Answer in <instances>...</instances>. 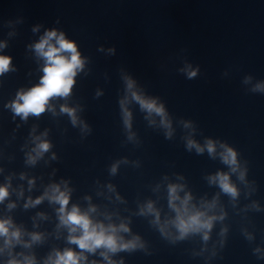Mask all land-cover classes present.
I'll return each mask as SVG.
<instances>
[{
	"label": "water",
	"instance_id": "water-1",
	"mask_svg": "<svg viewBox=\"0 0 264 264\" xmlns=\"http://www.w3.org/2000/svg\"><path fill=\"white\" fill-rule=\"evenodd\" d=\"M51 30L75 42L83 68L69 96L24 119L10 105L40 83L45 60L34 45ZM10 58L0 107V187L8 190L0 220L20 230L21 242L5 247L0 237V264L25 257L46 264L65 249L82 253L80 264H264V92L253 91L264 83V0H22ZM133 92L163 105L170 129ZM62 106L75 110V125ZM189 140L204 151L189 149ZM42 141L51 147L29 163ZM222 145L237 153V171L223 162ZM217 173L229 175L235 198L210 180ZM54 184L69 190L68 210L78 206L94 223L114 226L119 243L136 246L89 252L70 243L79 231L61 225L60 205L44 195ZM171 185L180 186L173 203L185 219L216 217L210 230L181 238Z\"/></svg>",
	"mask_w": 264,
	"mask_h": 264
},
{
	"label": "clouds",
	"instance_id": "clouds-1",
	"mask_svg": "<svg viewBox=\"0 0 264 264\" xmlns=\"http://www.w3.org/2000/svg\"><path fill=\"white\" fill-rule=\"evenodd\" d=\"M54 41V42H53ZM36 53L43 57L45 65L43 67L44 75L40 79V83L27 91H21L17 94V99L10 107L16 115L22 116L27 119L29 114L39 116L49 107V102L55 97H67L69 96L72 86L74 84V78L78 71L83 68L84 61L81 59L80 53L77 50L75 42L67 40L65 35L57 33L55 30L47 31L45 35L40 39L38 43L34 45ZM11 58L7 56H0V74H3L10 69ZM197 75L196 70L187 72L189 79L194 78ZM247 82V81H246ZM129 89L134 86V81L130 78L127 80ZM253 91L264 92V83H258ZM133 98L137 100L141 108L146 110L149 114L156 113L162 117V123L166 128L171 127L170 122L165 118V110L163 105H157L155 100L144 99L137 93L133 92ZM62 112L68 113L71 117L73 125L77 123V117L75 110L68 108L67 106L61 107ZM124 123L126 127L130 128V113L126 110L124 112ZM188 126L187 124L185 125ZM171 136V131L167 133ZM39 139V138H37ZM131 139V137H129ZM188 148H196L197 152H203L204 149L196 144L194 141H188ZM51 145L47 141H42L37 144L34 152L36 156H29V163H35L36 158L47 152ZM207 151L209 154L215 153V144L213 141L208 140L206 143ZM225 149L221 153L223 162L231 166L233 172L237 171V153L230 147L222 145ZM116 171V167L113 166L112 172ZM244 173H240V178L243 179ZM212 182L218 181L219 186L225 192L230 194L233 198L237 195V190L234 185L230 183L229 175L226 173H217L215 177H211ZM180 186L171 185L169 187L170 192V205L176 209L178 216L176 219V226L180 231V236L183 238L187 233L198 232L201 230H210L212 227V221L216 217H209L204 219V213L196 212L194 215L188 216L187 219L181 214V209L177 208L174 201L179 199L177 196V190ZM51 201H54L60 205L59 219L61 225L67 226L70 233H76L79 231V235L69 236V242L78 246L81 250H87L94 252L97 248H105L110 252H117L122 249H130L136 246L135 242H129L127 244L119 243L115 233L117 229L114 226H108L107 228L103 224L94 223L87 212H82L80 208L73 205L71 210L67 209L69 203V190L65 188L61 191L59 185H51L50 191H46L44 194ZM8 196L7 187H0V202H2ZM191 197L186 196L182 201L185 206L184 212H187V203ZM44 197H39L33 204H39ZM28 205H26L27 207ZM12 207V205H10ZM94 211V209H91ZM148 210L153 211L152 205H148ZM12 224L10 220H0V237H5V247H11L13 241L20 243L21 232L19 229L10 230ZM120 228L124 231H128L127 227L121 225ZM41 239L39 234H32L33 241H39ZM204 239H208L207 231L204 233ZM4 249L0 248V252ZM259 251V249H257ZM102 255L107 258L106 253ZM82 253H76L71 249H65L62 253L56 252L55 258L49 257L46 264H80L83 260ZM8 264H35L34 258L25 257L24 260L18 261L11 259ZM111 264V262H110Z\"/></svg>",
	"mask_w": 264,
	"mask_h": 264
}]
</instances>
